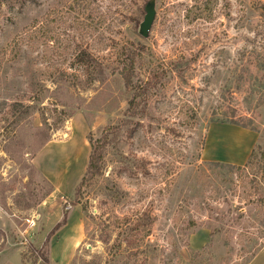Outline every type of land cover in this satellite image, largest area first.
<instances>
[{
    "label": "rangeland",
    "instance_id": "374dc122",
    "mask_svg": "<svg viewBox=\"0 0 264 264\" xmlns=\"http://www.w3.org/2000/svg\"><path fill=\"white\" fill-rule=\"evenodd\" d=\"M83 51L103 65L90 85ZM243 129L264 152V0H0V249L22 264H264V161L231 162ZM90 139L101 169L79 196Z\"/></svg>",
    "mask_w": 264,
    "mask_h": 264
},
{
    "label": "trees",
    "instance_id": "16d2710c",
    "mask_svg": "<svg viewBox=\"0 0 264 264\" xmlns=\"http://www.w3.org/2000/svg\"><path fill=\"white\" fill-rule=\"evenodd\" d=\"M39 23V21H34L32 28L36 27V25ZM32 28H27L23 31L22 34H19L14 42L19 41L20 39H23L25 34H30ZM137 56H138V51H126L125 49L122 50V54L120 55V62H121V71L120 74L123 77V79L126 81V84L128 86H132V78L134 76L135 70L137 68ZM78 61L82 62V76H88V80H87V84L90 85L93 82V78L94 75L98 72V70H101L102 68V63L100 62V60L92 53L87 52V51H83L81 52L78 56ZM99 68V69H98ZM64 76L66 77H71L74 78V80H78L81 79L80 78V74L75 72V73H68L63 71ZM156 79H159V77H157V75L154 77ZM157 81V80H156ZM156 85H151L150 83L148 85H146V87L144 88H138V87H134V96L131 99L130 103H129V111L130 114L132 113V115L137 114V108H139L140 106L144 105L147 106L148 105V101H149V94H150V89L152 87H155ZM151 87V88H150ZM197 115L198 113L195 112L192 116V127L197 123ZM135 116V115H134ZM107 138V136H106ZM90 146H91V153H90V157H89V165H88V170H87V174L82 178L81 182H80V187L78 190V195L80 196L81 194V190L83 188V186L86 183H89L94 177L95 175L99 174V171L101 169L100 167V162L102 160V155L100 153L101 147L104 143V140H97V141H93L92 139L89 140ZM256 149L258 151H256ZM256 149L251 153L247 163L243 166V167H237V170L240 171H245L248 169H252L256 163V161L263 160L264 161V152H262V148L256 147ZM260 152V153H259ZM264 167V165H263ZM77 204H80V200H78ZM83 210H85V208H83ZM63 219L55 225V227L49 232V234L47 235V240L46 242L50 243L51 238L54 237L55 234L58 233L59 230H61L66 224H67V216H68V207L67 210L64 211L63 210ZM46 264L50 263V256H49V252H48V257L43 258L42 259Z\"/></svg>",
    "mask_w": 264,
    "mask_h": 264
},
{
    "label": "crops",
    "instance_id": "0c3cea01",
    "mask_svg": "<svg viewBox=\"0 0 264 264\" xmlns=\"http://www.w3.org/2000/svg\"><path fill=\"white\" fill-rule=\"evenodd\" d=\"M242 134H243L242 135L243 139L245 140L244 141L245 146L243 147L244 149L242 150L241 154L231 156V158H232L231 162L233 164H238V165L244 164L245 165L247 163L251 153L254 151L256 143L258 142V139L256 138V135L254 134V132L249 131V130H244ZM69 216H70V212L68 213V216H67V219H68L67 224L59 232L60 237L62 235L61 238L65 237L63 234H61L62 230H64L71 222V218ZM61 220H62V218L59 221H56V223L53 225L51 230ZM48 234L49 233H47V235ZM58 237H59V235H58ZM66 238H67V240L69 239V241L72 240V238L71 239L68 237H66ZM16 245H18V244H15V245L13 244V246L11 245L10 247L5 246V247L0 249V264H22V253L19 250V248H16L20 245H18V246H16ZM262 254H259L251 264H256L257 262H261L260 258L262 256Z\"/></svg>",
    "mask_w": 264,
    "mask_h": 264
},
{
    "label": "water",
    "instance_id": "95a60500",
    "mask_svg": "<svg viewBox=\"0 0 264 264\" xmlns=\"http://www.w3.org/2000/svg\"><path fill=\"white\" fill-rule=\"evenodd\" d=\"M145 11L144 21L140 25V35L147 39L156 18L155 4L153 2L148 4Z\"/></svg>",
    "mask_w": 264,
    "mask_h": 264
},
{
    "label": "built area",
    "instance_id": "2783aa9c",
    "mask_svg": "<svg viewBox=\"0 0 264 264\" xmlns=\"http://www.w3.org/2000/svg\"><path fill=\"white\" fill-rule=\"evenodd\" d=\"M38 219H39V215L33 214L30 218H28V219L25 220L27 226L20 233L21 236H22L21 241L23 240L20 243L21 245H28V243L33 240V237H34V228L37 225Z\"/></svg>",
    "mask_w": 264,
    "mask_h": 264
}]
</instances>
